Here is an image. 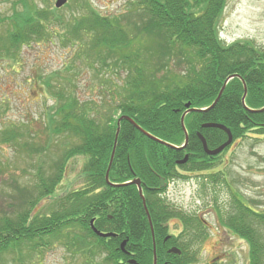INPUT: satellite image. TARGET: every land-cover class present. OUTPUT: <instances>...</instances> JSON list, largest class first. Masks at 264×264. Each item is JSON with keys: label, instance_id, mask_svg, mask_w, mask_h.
I'll return each mask as SVG.
<instances>
[{"label": "trees", "instance_id": "obj_1", "mask_svg": "<svg viewBox=\"0 0 264 264\" xmlns=\"http://www.w3.org/2000/svg\"><path fill=\"white\" fill-rule=\"evenodd\" d=\"M18 1L21 6L17 8L13 2L11 14L3 18L10 23L9 30L0 34V58L12 60V70L24 46L36 41L57 39L63 46H72L73 53L62 68L39 76L38 81L53 98L47 111V130L50 136H64L65 141L62 146L54 145L57 150L50 164L48 159L37 165L34 192L17 187L16 208L0 215V260L10 252L18 251L21 256L24 247L32 248L30 251L45 247L49 239H58L66 230L71 247L90 256L85 264H152V233L137 186L121 184L139 178L152 223L157 264H195L197 251L191 243L196 239L190 237V242L183 235L167 233L171 218L181 221L182 234L187 225H195L194 220L161 199L167 185L160 186V177L168 184L188 177L187 172L210 166L209 159L216 156L204 152L196 132L203 135L208 148L218 146L227 136L219 128L202 127V123L224 124L233 139L247 135V130H264L255 129L264 125V110L246 109L264 106V48L238 41L229 45L218 38L216 24L224 0H128L127 11L119 15H103L88 0H82L68 17L47 1ZM68 4L66 1L65 6ZM176 61L185 67L177 71L172 66ZM78 62L89 66L98 80L101 94L97 99H81L75 91V76L70 73ZM232 74L235 76L227 81L212 108L185 114L188 140L181 149L153 140L129 120L120 119L108 172L110 183L120 185L106 182L121 116L131 117L148 133L179 146L184 142L180 116L185 104L209 106ZM18 128L0 130V139L18 143L19 137H24L17 134ZM46 142L35 146L25 140L21 146L27 155H33L53 146L51 138ZM185 154V162L177 164ZM77 156L83 158L82 185L56 198L47 213L33 212L40 199L53 194L68 161ZM235 203L220 221L247 241L249 264H264V230L254 225L255 220L264 224V213L240 200ZM91 220L98 230L115 235L98 236ZM196 222L200 226L199 218ZM123 240L126 252L120 248ZM170 246L180 253L169 252ZM97 256L100 259L96 260ZM130 258L135 263L129 262Z\"/></svg>", "mask_w": 264, "mask_h": 264}, {"label": "rangeland", "instance_id": "obj_2", "mask_svg": "<svg viewBox=\"0 0 264 264\" xmlns=\"http://www.w3.org/2000/svg\"><path fill=\"white\" fill-rule=\"evenodd\" d=\"M36 1H47L55 8V0ZM67 1V6L64 3L58 7L59 13L65 17L82 0ZM88 1L103 15H119L127 11L128 0ZM13 2L17 3V8L21 6L18 0H0V34L9 30L10 23L3 18L11 14ZM216 33L225 44L249 42L264 48V0H224ZM72 53V46H63L57 39H50L24 46L15 70L10 67L12 60L0 58V130L18 126L20 132L17 134L24 136L19 137L18 143L0 139V215L10 214L16 208L14 196L18 193L17 187L34 192L37 165L48 159L50 164L55 158L52 154L57 150L54 145L62 146L65 141L64 136H50L47 130V111L53 104V98L38 79L62 68ZM176 64L172 66L177 71L185 67L181 62L176 61ZM70 74L75 76V91L81 99H97L101 94L98 80L86 64L78 62ZM246 132L247 135L234 139L215 159H209L207 169L187 172L188 177L169 181L160 194L164 202L182 210L194 220L195 225L197 218L200 219V226L187 225L188 230L183 234L178 218H171L167 226L168 234L175 237L183 235L190 242L193 241L190 237L196 239L191 243L197 251L195 264H249L247 241L220 221V216L228 215L237 200L260 214L264 213V130ZM49 138L54 141L53 146L33 155H27L21 146L25 140L35 146L46 145ZM82 164L80 156L70 159L53 194L40 199L33 212L47 213L56 198L79 188L83 183ZM254 225L264 230V224L257 220ZM65 231L58 239H49L48 245L35 251L24 247L21 256L18 251L4 254L0 264H85L86 256L88 259L90 256L71 247ZM77 235L81 237L82 233L77 232Z\"/></svg>", "mask_w": 264, "mask_h": 264}, {"label": "water", "instance_id": "obj_3", "mask_svg": "<svg viewBox=\"0 0 264 264\" xmlns=\"http://www.w3.org/2000/svg\"><path fill=\"white\" fill-rule=\"evenodd\" d=\"M66 2V0H55V7H60L62 6L64 3ZM235 74H232V75H229L222 87L220 88L216 98L214 99V101L209 105L207 106L206 108H196V107H191L190 106V103L187 102L185 104V111L182 112L181 116H180V124H181V127L183 129V132H184V142L182 145L180 146H176V145H173V144H170V143H167V142H164L163 140L159 139L158 137L156 136H153L152 134L148 133L147 131H145L143 128H141L135 121L134 119H132L131 117L127 116V115H124V116H121L118 121H117V129H116V134H115V139H114V144H113V149H112V152H111V155H110V159H109V163H108V167L106 169V172H105V180L106 182H108L109 184L111 185H120V184H116V183H110L109 179H108V172H109V168H110V165H111V162H112V159H113V155H114V150H115V145H116V140H117V135H118V131H119V121L120 119L122 118H125L127 120H129L133 126L138 129L140 132H142L144 135L148 136L149 138L153 139V140H156L158 142H161L163 143L164 145L168 146V147H171V148H174V149H181L183 147H185L186 143H187V140H188V133L186 131V128L184 126V116L185 114H187L188 112H191V111H206L207 109H210L212 108L215 103L217 102V100L219 99L223 89H224V86L225 84L227 83V81L229 79H231L232 77H234ZM243 86H244V93H243V96H242V103L244 104V98H245V95H246V86L245 84L243 83ZM245 106V104H244ZM246 108V107H245ZM250 111H263L264 110V106L260 109H250V108H246ZM202 127H216V128H219L221 130H223L226 134H227V138L224 142H222L221 144H219L218 146H216L215 148H208L207 147V144H206V140L205 138L203 137L202 134H200V132H196L197 136L199 137L201 143H202V147H203V150L206 154H208L209 156H213V155H216L218 153H220L225 147H227L233 140V136L231 135L230 133V130L228 127H226L224 124L222 123H218V122H205V123H202L201 124ZM187 158V155H185V157L181 160L178 161V163H183L185 162ZM127 183H132V184H135L137 186V190H138V194L142 200V205H143V208L147 214V218H148V222H149V225H150V229H151V233H152V245H153V259H152V264H157V256H156V249H155V241H154V236H153V228H152V223H151V220H150V215H149V212H148V209H147V206H146V202H145V198H144V195L142 193V187H141V184H140V179L139 178H134L130 181H127L125 183H121V184H127ZM160 185L163 186L164 185V181H163V178L161 177L160 178ZM93 220L90 221V224H91V228L93 230V232L95 234H97L98 236H103V237H107V236H114L115 233L113 232H102L100 230H98L97 228H95L92 224ZM124 244H125V240H123L120 244V248L123 252H126L124 250ZM169 252H175V253H180V250L177 248V247H171L169 248L168 250ZM129 262L131 263H135V260L134 259H129Z\"/></svg>", "mask_w": 264, "mask_h": 264}, {"label": "flooded vegetation", "instance_id": "obj_4", "mask_svg": "<svg viewBox=\"0 0 264 264\" xmlns=\"http://www.w3.org/2000/svg\"><path fill=\"white\" fill-rule=\"evenodd\" d=\"M261 127H264V125L260 124V125L256 126L255 129H258V128H261Z\"/></svg>", "mask_w": 264, "mask_h": 264}]
</instances>
